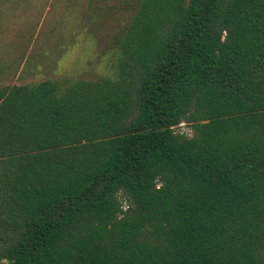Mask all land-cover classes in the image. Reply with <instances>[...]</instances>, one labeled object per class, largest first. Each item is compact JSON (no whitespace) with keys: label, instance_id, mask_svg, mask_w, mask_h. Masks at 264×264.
Masks as SVG:
<instances>
[{"label":"trees","instance_id":"obj_1","mask_svg":"<svg viewBox=\"0 0 264 264\" xmlns=\"http://www.w3.org/2000/svg\"><path fill=\"white\" fill-rule=\"evenodd\" d=\"M114 45L0 87V264H264V0H139Z\"/></svg>","mask_w":264,"mask_h":264},{"label":"rangeland","instance_id":"obj_2","mask_svg":"<svg viewBox=\"0 0 264 264\" xmlns=\"http://www.w3.org/2000/svg\"><path fill=\"white\" fill-rule=\"evenodd\" d=\"M138 1L0 0V87L115 79L114 43Z\"/></svg>","mask_w":264,"mask_h":264},{"label":"water","instance_id":"obj_3","mask_svg":"<svg viewBox=\"0 0 264 264\" xmlns=\"http://www.w3.org/2000/svg\"><path fill=\"white\" fill-rule=\"evenodd\" d=\"M2 264H7V263H2Z\"/></svg>","mask_w":264,"mask_h":264}]
</instances>
